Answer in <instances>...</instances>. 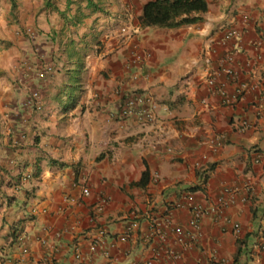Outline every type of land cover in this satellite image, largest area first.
Returning <instances> with one entry per match:
<instances>
[{
    "label": "crops",
    "instance_id": "0c3cea01",
    "mask_svg": "<svg viewBox=\"0 0 264 264\" xmlns=\"http://www.w3.org/2000/svg\"><path fill=\"white\" fill-rule=\"evenodd\" d=\"M57 1L36 49L0 0V264H263L264 0H207L170 28L141 25L148 0ZM192 203L215 208L193 230ZM166 218L187 245L160 238Z\"/></svg>",
    "mask_w": 264,
    "mask_h": 264
},
{
    "label": "built area",
    "instance_id": "2783aa9c",
    "mask_svg": "<svg viewBox=\"0 0 264 264\" xmlns=\"http://www.w3.org/2000/svg\"><path fill=\"white\" fill-rule=\"evenodd\" d=\"M245 21L246 17L243 18ZM240 37V31L239 28L236 26H232L226 29L225 31V35H224V39H230V38H238ZM232 62V56H227L223 59V63H225V67L222 68V71L228 75V76H235L236 75V71L234 70V68H232V66L230 65V63ZM38 76L40 78H42L44 76V72H38ZM212 80V79H211ZM243 87L240 86L235 92L234 94H232L231 96H227L224 92L220 91V94L222 96V102L225 104H230L233 101H235L237 99V97L242 93ZM38 99H39V93L37 90H34L31 92L29 98L27 99V104L28 105H33L38 103ZM144 101V97L141 95H135L131 98H129L123 105V109L122 112L124 114H128L129 112H131L132 108L135 107L137 104L142 103ZM148 117H150V115L147 113L145 114ZM241 126L242 127H247V123L245 121L241 122ZM197 168L199 167L198 164H196ZM225 192L227 193V196H219L216 199L217 204L220 205H228V204H232L234 202V191L230 190V189H226ZM83 194L84 195H88L89 191L87 188L83 189ZM188 198V197H186ZM245 197L242 198V201H245ZM190 207V211H191V217L189 219L188 222V226L193 230V229H197L199 227V223L201 221V219L212 213L214 211V207H209V208H204L203 206L196 204V203H192L191 205H189ZM100 208V207H99ZM157 226L155 227V231H158V233L160 234V238L164 241L165 240V228L170 229L174 236H175V241L176 243H179L183 246L187 245L188 243L185 242V238L188 235V232H186V230L179 226V225H175L173 224L172 220L170 218H166L165 220H163L162 222H157L156 224ZM191 230V231H192ZM233 231L236 235H238L240 233V227L238 224H234L233 226ZM191 239H194L195 236L194 235H190ZM161 251L163 253H166L167 255H170L172 257H178L179 254L178 252L174 251V250H169L166 249L165 246H160L159 252L161 253ZM259 251L261 252V259L262 262L264 264V243H261L259 245ZM147 264H152L151 261H148Z\"/></svg>",
    "mask_w": 264,
    "mask_h": 264
},
{
    "label": "trees",
    "instance_id": "16d2710c",
    "mask_svg": "<svg viewBox=\"0 0 264 264\" xmlns=\"http://www.w3.org/2000/svg\"><path fill=\"white\" fill-rule=\"evenodd\" d=\"M11 3L14 7L15 0ZM206 10L207 0H148L142 5L139 21L145 27H177L197 21L200 17L195 14ZM208 170L207 167L198 171L201 181L205 180ZM145 175L143 172L140 184L145 182Z\"/></svg>",
    "mask_w": 264,
    "mask_h": 264
},
{
    "label": "rangeland",
    "instance_id": "374dc122",
    "mask_svg": "<svg viewBox=\"0 0 264 264\" xmlns=\"http://www.w3.org/2000/svg\"><path fill=\"white\" fill-rule=\"evenodd\" d=\"M21 2L17 5L15 4L14 7L11 8V15L12 19L11 22L9 21L7 25H11L14 23L17 24V33L15 36H22L28 41L30 44H32L33 37H37V40L33 41L34 44L32 46L36 49H39L38 44L42 41V37H44L40 32V22L37 19L38 16L41 13V10L47 3L50 5H54L55 7H58L59 2L57 0H48L46 3V0H37V2L30 3L27 0H20ZM33 14L34 19L30 17V15ZM1 41V40H0ZM3 41H1L2 44ZM8 45V44H5ZM36 52V51H35ZM3 57V56H2Z\"/></svg>",
    "mask_w": 264,
    "mask_h": 264
}]
</instances>
